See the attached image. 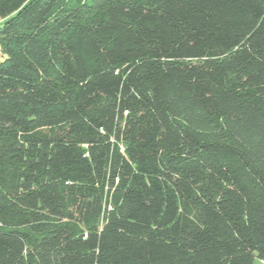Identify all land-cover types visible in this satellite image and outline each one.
Here are the masks:
<instances>
[{
    "label": "trees",
    "instance_id": "16d2710c",
    "mask_svg": "<svg viewBox=\"0 0 264 264\" xmlns=\"http://www.w3.org/2000/svg\"><path fill=\"white\" fill-rule=\"evenodd\" d=\"M0 264L264 261V0H0Z\"/></svg>",
    "mask_w": 264,
    "mask_h": 264
},
{
    "label": "crops",
    "instance_id": "0c3cea01",
    "mask_svg": "<svg viewBox=\"0 0 264 264\" xmlns=\"http://www.w3.org/2000/svg\"><path fill=\"white\" fill-rule=\"evenodd\" d=\"M254 264H264V261L257 259L255 260Z\"/></svg>",
    "mask_w": 264,
    "mask_h": 264
},
{
    "label": "rangeland",
    "instance_id": "374dc122",
    "mask_svg": "<svg viewBox=\"0 0 264 264\" xmlns=\"http://www.w3.org/2000/svg\"><path fill=\"white\" fill-rule=\"evenodd\" d=\"M2 60V56H1V53H0V61ZM257 260V259H256Z\"/></svg>",
    "mask_w": 264,
    "mask_h": 264
}]
</instances>
